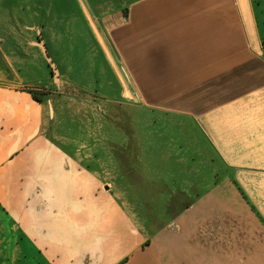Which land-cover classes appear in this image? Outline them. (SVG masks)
I'll return each mask as SVG.
<instances>
[{"label": "crops", "instance_id": "obj_1", "mask_svg": "<svg viewBox=\"0 0 264 264\" xmlns=\"http://www.w3.org/2000/svg\"><path fill=\"white\" fill-rule=\"evenodd\" d=\"M26 1L0 0L17 26L0 60V264H264L251 2Z\"/></svg>", "mask_w": 264, "mask_h": 264}, {"label": "rangeland", "instance_id": "obj_2", "mask_svg": "<svg viewBox=\"0 0 264 264\" xmlns=\"http://www.w3.org/2000/svg\"><path fill=\"white\" fill-rule=\"evenodd\" d=\"M251 2V7H252V11H253V14H254V18H255V21H256V26H257V31H258V34L261 38V41H262V45H263V48H264V0H249ZM22 3V7L24 8V2L20 1ZM29 2V0H27L25 3L27 4ZM18 5L20 6L21 4L18 3ZM17 26H11L10 24H6V25H0V60H4L5 62L10 58L9 56V49L11 45H15L16 41L15 40H12L14 38H12L10 41L8 39V36H10V29L12 28V30L16 29ZM35 33L34 32V37H33V43H38V44H41L37 41V37L39 36H35ZM93 33V32H92ZM93 37V36H92ZM92 43H93V38H92ZM36 46H34L35 48ZM42 59H43V63L46 64V70H47V76L48 78H53L55 77L56 79L57 78V73L54 74L52 73V69L51 67L48 66L45 58H43L42 56ZM54 64V62H53ZM55 66V64H54ZM56 68V66H55ZM56 71H57V68H56ZM45 89H48L49 91H51V89L49 88H44L43 86H37V88H34L33 91L36 93V95L38 96H41V95H44L45 92L43 90ZM120 158V156H119ZM135 160V155H129L128 157V154H124L122 155V160L124 163H127V162H132Z\"/></svg>", "mask_w": 264, "mask_h": 264}, {"label": "water", "instance_id": "obj_3", "mask_svg": "<svg viewBox=\"0 0 264 264\" xmlns=\"http://www.w3.org/2000/svg\"><path fill=\"white\" fill-rule=\"evenodd\" d=\"M43 52H44L45 60L47 61L48 65L52 69V73L56 74L57 73L56 68H55L52 60L50 59L49 55L47 54L46 49H45V46H43Z\"/></svg>", "mask_w": 264, "mask_h": 264}, {"label": "trees", "instance_id": "obj_4", "mask_svg": "<svg viewBox=\"0 0 264 264\" xmlns=\"http://www.w3.org/2000/svg\"><path fill=\"white\" fill-rule=\"evenodd\" d=\"M263 49H264V48H263ZM29 92H30L32 98H33L35 101H37V102H41V97L38 96V95H36V93H35L33 90H31V91H29Z\"/></svg>", "mask_w": 264, "mask_h": 264}]
</instances>
